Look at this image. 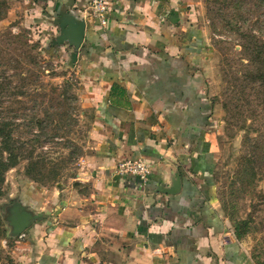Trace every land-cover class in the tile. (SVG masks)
I'll list each match as a JSON object with an SVG mask.
<instances>
[{
  "label": "crops",
  "instance_id": "1",
  "mask_svg": "<svg viewBox=\"0 0 264 264\" xmlns=\"http://www.w3.org/2000/svg\"><path fill=\"white\" fill-rule=\"evenodd\" d=\"M35 1L50 34L54 15L84 18L89 0ZM183 8L114 0L106 27L85 17L74 70L96 107L95 153L71 186L20 194L43 217L17 237L14 264H251L213 203L209 53ZM136 157L153 163L144 183L115 173ZM175 173L179 193L163 194Z\"/></svg>",
  "mask_w": 264,
  "mask_h": 264
},
{
  "label": "rangeland",
  "instance_id": "2",
  "mask_svg": "<svg viewBox=\"0 0 264 264\" xmlns=\"http://www.w3.org/2000/svg\"><path fill=\"white\" fill-rule=\"evenodd\" d=\"M178 2L209 53L213 203L248 261L264 264V0ZM45 14L35 0H0V126L22 155L3 174L0 264H14L11 200L71 186L95 153L96 107L67 50L50 52L58 30L45 32Z\"/></svg>",
  "mask_w": 264,
  "mask_h": 264
},
{
  "label": "water",
  "instance_id": "3",
  "mask_svg": "<svg viewBox=\"0 0 264 264\" xmlns=\"http://www.w3.org/2000/svg\"><path fill=\"white\" fill-rule=\"evenodd\" d=\"M77 11L64 9L54 15L51 25L58 30V35L51 41V46L57 49L63 46L71 48L68 53V67H74L77 62L78 53L83 46L87 25ZM174 183L168 189H163L165 195H176L181 188V182L178 173L174 174ZM161 191V187L158 188ZM11 216L8 218L10 234L13 238L20 237L31 225L32 222L43 217V213L35 212L21 202V196L18 195L11 200Z\"/></svg>",
  "mask_w": 264,
  "mask_h": 264
},
{
  "label": "built area",
  "instance_id": "4",
  "mask_svg": "<svg viewBox=\"0 0 264 264\" xmlns=\"http://www.w3.org/2000/svg\"><path fill=\"white\" fill-rule=\"evenodd\" d=\"M114 0H89L83 11V16L98 23L100 27H106L112 12ZM84 17V20H85ZM153 170V163L143 157L120 161L115 168L118 177H132L144 183Z\"/></svg>",
  "mask_w": 264,
  "mask_h": 264
},
{
  "label": "trees",
  "instance_id": "5",
  "mask_svg": "<svg viewBox=\"0 0 264 264\" xmlns=\"http://www.w3.org/2000/svg\"><path fill=\"white\" fill-rule=\"evenodd\" d=\"M261 43V42H259ZM254 45V44H253ZM259 45V44H258ZM256 47L254 46V50ZM5 129L0 126V156H1V151L2 154L3 152L7 153V158L3 160L0 157V197L3 195L2 194V183H3V174L12 166L16 165L17 160L19 157H22L21 154L15 151V147L12 143V140L10 138V135L5 133Z\"/></svg>",
  "mask_w": 264,
  "mask_h": 264
}]
</instances>
